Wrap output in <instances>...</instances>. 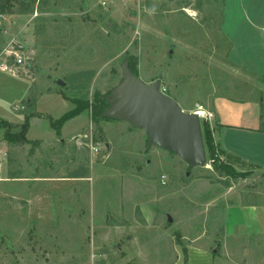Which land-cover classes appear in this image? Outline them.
Segmentation results:
<instances>
[{
  "label": "rangeland",
  "instance_id": "rangeland-1",
  "mask_svg": "<svg viewBox=\"0 0 264 264\" xmlns=\"http://www.w3.org/2000/svg\"><path fill=\"white\" fill-rule=\"evenodd\" d=\"M0 18V51L19 34L24 57L0 69V118L11 123L0 264H264L263 238L221 241L228 202L264 203L263 152L239 144L250 161L217 148L214 160L206 145L207 165L190 166L129 122L95 116L125 59L188 111L216 93L247 96L259 80L235 61L264 67V51L241 34L263 40L264 0H20ZM63 93L87 107L57 134L52 123L76 105Z\"/></svg>",
  "mask_w": 264,
  "mask_h": 264
},
{
  "label": "crops",
  "instance_id": "crops-1",
  "mask_svg": "<svg viewBox=\"0 0 264 264\" xmlns=\"http://www.w3.org/2000/svg\"><path fill=\"white\" fill-rule=\"evenodd\" d=\"M0 19L1 25L3 20L2 18ZM0 30H3L0 32V41L3 40L6 44L5 34L7 32V28L5 27ZM222 33L230 39L233 35L224 27H222ZM241 34L244 38H248L246 39V42H251L254 46H258L259 50L264 51L263 40L255 38L257 37V32H252L251 29L245 28ZM18 36L19 34L16 35V37ZM233 51L234 46L230 48V55H232ZM254 59H257L256 55L254 56ZM262 62L263 61L261 60V63ZM235 64L248 73L250 77L255 76L258 78L259 86L256 87L254 84L252 87H246L247 90L245 91V88L244 92L248 93V95L239 99L229 95L227 92L216 93L209 98L210 101L206 103L204 108L208 112L212 113L207 120L211 124L217 149L231 158L239 157L238 159L240 161L245 159L250 161L251 155H249V159L246 156V153H244V155L237 148L239 147V144H243V147L245 148H255L257 151L264 153V99L262 98V91H264V67H260L259 69L256 67L253 68L250 61L247 63H241L237 60L235 61ZM21 67L22 65H19L15 69H20ZM235 90L239 89H232V91ZM179 103L183 108H185L180 101ZM199 104L202 103L199 102ZM117 120L121 121L119 119ZM5 141L6 139L4 137V144L0 145V151L7 146ZM12 177L17 179L19 178L17 175ZM1 178L3 177H0V180H2ZM226 205L225 210L227 214L223 216L222 223L224 228L221 239L222 242H241V235L248 236L249 238H252V241L255 240V242L259 240L258 238L264 239V203H245L240 207H237L235 206L236 204L228 202ZM231 214H233L232 220H230ZM235 229L238 231L245 229L246 234H237L235 233ZM192 257L193 256H190L191 260Z\"/></svg>",
  "mask_w": 264,
  "mask_h": 264
},
{
  "label": "water",
  "instance_id": "water-1",
  "mask_svg": "<svg viewBox=\"0 0 264 264\" xmlns=\"http://www.w3.org/2000/svg\"><path fill=\"white\" fill-rule=\"evenodd\" d=\"M122 79L113 88L109 105L102 117L125 120L146 131L148 145L178 154L190 166H206L207 148L202 118L197 111H188L177 99L161 88V78L149 83L136 74L125 59ZM59 85L65 81L58 78Z\"/></svg>",
  "mask_w": 264,
  "mask_h": 264
},
{
  "label": "trees",
  "instance_id": "trees-1",
  "mask_svg": "<svg viewBox=\"0 0 264 264\" xmlns=\"http://www.w3.org/2000/svg\"><path fill=\"white\" fill-rule=\"evenodd\" d=\"M20 1V0H0V14H4L6 12H11L12 9L14 8V6L16 5V3ZM33 1V0H32ZM30 11V9H28ZM23 12H26V10H22ZM130 67L132 68V70L138 74L136 72V68L131 64V62L129 61ZM63 96L67 99H70L71 101H73L74 103H76V105L70 109L69 111H67L65 114H63L60 118H57V122L55 124L52 123V126L57 130V134L61 133V127L62 125L71 117H74L77 114H80L84 107H87L86 105H78V100L76 99H72L70 98L67 94L63 93ZM109 100V99H108ZM107 105H109V102L107 103ZM102 106V103L99 101V103L96 106V113L95 116H101V112L104 110L100 109ZM103 118H108V117H103ZM110 119V118H109ZM0 126H3L7 129L6 134H5V139H8V129L11 126V123L8 120L5 119H1L0 118ZM24 131V138L26 137V134L28 132L29 126H28V119L27 121L25 120V122L22 124ZM203 135H204V140H205V144L207 145L210 153H211V158L212 159H216V143L213 137V133H212V129L210 126V123L207 121L204 124V131H203ZM26 139V138H25ZM186 264H188L186 262Z\"/></svg>",
  "mask_w": 264,
  "mask_h": 264
},
{
  "label": "built area",
  "instance_id": "built-area-1",
  "mask_svg": "<svg viewBox=\"0 0 264 264\" xmlns=\"http://www.w3.org/2000/svg\"><path fill=\"white\" fill-rule=\"evenodd\" d=\"M101 4L106 5L109 0H100ZM262 37L264 41V28L262 29ZM23 44L19 42L17 37H13L10 42L7 44V46L0 51V59L4 55V60H0V69L6 70V71H15V68L19 65H23L24 63V57L23 55H20V52L22 50ZM13 59V63H10V60ZM200 109H203L202 114H200L198 111ZM198 112L200 117L202 119H208L212 113L208 112L202 105H198V109L195 110Z\"/></svg>",
  "mask_w": 264,
  "mask_h": 264
},
{
  "label": "bare ground",
  "instance_id": "bare-ground-1",
  "mask_svg": "<svg viewBox=\"0 0 264 264\" xmlns=\"http://www.w3.org/2000/svg\"><path fill=\"white\" fill-rule=\"evenodd\" d=\"M192 14H193V13H192ZM198 112H199L200 114L204 113V112H203V109H200Z\"/></svg>",
  "mask_w": 264,
  "mask_h": 264
}]
</instances>
